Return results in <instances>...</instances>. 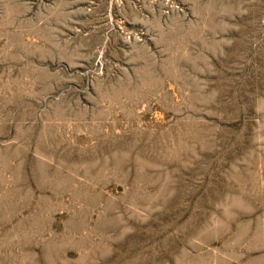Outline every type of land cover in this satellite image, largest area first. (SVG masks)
<instances>
[{
    "label": "rangeland",
    "instance_id": "obj_1",
    "mask_svg": "<svg viewBox=\"0 0 264 264\" xmlns=\"http://www.w3.org/2000/svg\"><path fill=\"white\" fill-rule=\"evenodd\" d=\"M0 264H264V0H0Z\"/></svg>",
    "mask_w": 264,
    "mask_h": 264
}]
</instances>
